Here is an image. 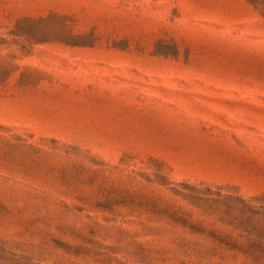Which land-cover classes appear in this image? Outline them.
<instances>
[{
  "label": "rangeland",
  "instance_id": "1",
  "mask_svg": "<svg viewBox=\"0 0 264 264\" xmlns=\"http://www.w3.org/2000/svg\"><path fill=\"white\" fill-rule=\"evenodd\" d=\"M207 189L264 205V0H0V264H253Z\"/></svg>",
  "mask_w": 264,
  "mask_h": 264
},
{
  "label": "trees",
  "instance_id": "2",
  "mask_svg": "<svg viewBox=\"0 0 264 264\" xmlns=\"http://www.w3.org/2000/svg\"><path fill=\"white\" fill-rule=\"evenodd\" d=\"M183 197L192 205L200 204L206 209H212V212H220L211 223L234 238L214 235V248L223 246L243 253L253 264L260 260L264 263V205H253L241 197H222L219 193L212 195L209 189L207 193L194 192L183 194ZM220 206L227 210L221 211Z\"/></svg>",
  "mask_w": 264,
  "mask_h": 264
}]
</instances>
